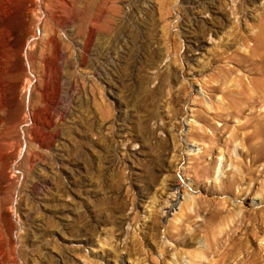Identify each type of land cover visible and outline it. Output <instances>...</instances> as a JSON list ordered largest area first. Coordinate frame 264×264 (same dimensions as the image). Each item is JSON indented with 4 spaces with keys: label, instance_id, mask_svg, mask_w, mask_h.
I'll return each mask as SVG.
<instances>
[{
    "label": "rangeland",
    "instance_id": "rangeland-1",
    "mask_svg": "<svg viewBox=\"0 0 264 264\" xmlns=\"http://www.w3.org/2000/svg\"><path fill=\"white\" fill-rule=\"evenodd\" d=\"M259 34L264 0H0V264H212L264 207V102L228 105Z\"/></svg>",
    "mask_w": 264,
    "mask_h": 264
},
{
    "label": "bare ground",
    "instance_id": "bare-ground-1",
    "mask_svg": "<svg viewBox=\"0 0 264 264\" xmlns=\"http://www.w3.org/2000/svg\"><path fill=\"white\" fill-rule=\"evenodd\" d=\"M263 47H264V34H259L258 40L254 44V49L261 50ZM234 56H233V59L235 60L236 66L240 69L248 71L249 73L247 80H245V77L243 75L240 76L238 79V82H239L238 87H239L241 96L238 98H231L230 100H228L229 108L234 109L235 107L236 111L235 110H232V111L235 112L236 114L237 113L241 114L245 112L246 109H249L250 106L254 107L255 103L264 102V53L254 52L248 56L244 54L240 56H235V57ZM228 70L230 72H234L236 68L229 67ZM212 89H217V87L214 86ZM256 121H257V117L251 116L247 118L245 121L244 120L240 121L242 122V125L240 127L246 130L250 127H253L256 124ZM250 130L245 131L244 134L242 135L243 143L250 145L247 151L243 153L244 155L252 154L253 144L251 143V141L253 138L261 136L263 132V131L261 132L260 130H252V131ZM260 159L261 158L259 157L253 156V158L251 159V163H252L251 166L255 164L257 161H259ZM239 170L240 172L243 171L241 170V168H239L238 171ZM248 170H249L248 171L249 174H253L252 168L248 167ZM263 171H264V168L261 170V172ZM241 178L242 179H240V182H244L243 181L244 176H242ZM249 179L250 181L253 180V178L250 176H249ZM249 186L247 188L240 187L239 192L238 194H236V196L246 195L247 191H249V189H252ZM187 202L188 201L186 200V202L184 203V206L182 207L183 208L182 211H184L183 216L186 219L193 215L188 209L190 204L193 205L192 198H191V202L189 201L190 203H187ZM230 205H232L233 207L234 204L232 203V201H230ZM240 212L241 210L238 211L237 213L238 217L240 215ZM219 217H220L219 214H216V215H213V217H211L210 220L212 221L218 220ZM210 220H206V222ZM239 220L241 221L238 227L240 229L239 231L230 234L229 238H227L225 241H222V240L218 241V239H215L212 242L211 240L207 239V242L205 241V245L203 247L201 246L202 248L200 249V251L195 252L194 258L195 257L198 258L204 255L202 254L203 251L207 253L212 251L214 253V256H216L211 261L212 264H264L261 258L260 250H257L256 248L252 247V243L254 242V239L252 237L256 236V234L260 230L261 224L264 221V207L257 209L254 214L241 215L239 217ZM203 227L204 226L201 225L200 227L194 228L193 229L194 231L192 232L190 236L191 240H188L187 242L196 244V242H193V240H195L200 230H204ZM251 241L252 243H250ZM193 263L201 264L192 258V261L190 264H193Z\"/></svg>",
    "mask_w": 264,
    "mask_h": 264
}]
</instances>
